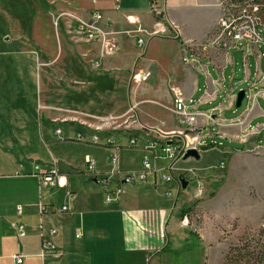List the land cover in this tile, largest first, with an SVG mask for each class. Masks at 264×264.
<instances>
[{"label": "crops", "instance_id": "obj_1", "mask_svg": "<svg viewBox=\"0 0 264 264\" xmlns=\"http://www.w3.org/2000/svg\"><path fill=\"white\" fill-rule=\"evenodd\" d=\"M66 1L70 9H66L65 4L60 2L55 5L60 16L65 18L63 19L69 31L76 27L78 18H87L90 12L97 8L118 32L116 36L122 48L134 44L136 47L139 46L137 38L135 41L132 40L126 31L138 27L151 31L156 27L157 21L151 11L149 0ZM60 4L62 7L58 8ZM157 4L165 11L163 18L167 23L175 26L173 39L176 40V44H180L188 50L189 55L197 58L195 62H186L188 65L175 74V82L181 95L187 103L198 111L210 114L211 118L199 117L196 131L193 132L179 121L177 115L169 112L163 114V110L155 107L156 114L154 113L153 120L143 122L155 124L157 127L164 123L167 131L170 129L181 134L182 141L197 140L201 155L202 152L211 149L237 154L243 151V148H247V143L253 142L258 147L257 138L260 137L262 138L260 141H264V128H256L250 133H240L248 130L252 124L254 127L264 124V50L260 48V44L264 45V42L256 47L248 48L244 45L234 48L228 57H225L222 51L196 50L190 43L204 41L214 31L221 14L220 0H157ZM128 17L136 23H130ZM42 33L43 40H47L48 36L52 38L50 32ZM140 34L139 38H147L146 34L144 36ZM87 43L92 50L94 49L92 46L98 48L96 43ZM97 51V59L93 62H98L99 65L106 58L113 56H102L99 49ZM237 67L239 68L236 70ZM237 71L242 73L241 78L237 77ZM228 80L229 92H225ZM243 83L250 86L249 92L247 91L249 93L247 107L239 115L226 120L224 114L236 108V94L231 92L239 90ZM151 92L152 97L156 99L168 103L172 101L163 84ZM221 93H224L222 102ZM80 105H84V102ZM181 106L178 104V108ZM202 106L206 108L201 110ZM38 107L40 119L38 133L42 145L35 146L32 143L33 125L28 126V123L33 122L32 117L26 114L8 119L0 116V264H14L13 255L18 252L25 256L23 264H177L174 253L175 246L179 245L176 242V235L171 239L170 228L176 230L178 227V219L174 220L172 225L171 220L178 207L180 192L178 191L174 198L171 190L173 186L162 183L158 174L149 172L144 182L126 184L138 189L139 194L123 197L127 193L123 185L120 197L107 203L106 191L115 189L117 181L110 179L106 187L99 183L98 179L109 174L110 153L105 157L100 156L99 159L92 158L95 160V169L90 173L85 158L91 155L84 153V158L81 159V154L70 148L72 145L90 144L109 150L110 147L106 146L103 140L95 144L88 139L92 133L97 132L95 126L104 123L102 114L78 112L75 115L70 113L67 108L71 107L64 101L39 103ZM233 112L235 111L232 110ZM171 120L176 126L170 125ZM71 123H76V127L72 129L73 133L66 134L65 131L63 135L64 129L71 130ZM212 125L218 126L219 130L215 133L207 132L208 127ZM58 127L62 129L60 136L55 134ZM135 127L134 132L128 134L120 132L118 143L121 169L127 172L139 171L142 159L149 156L159 172L162 167H158V159H162L163 156L159 155L163 152L157 154L158 146L155 152L148 150L146 138L161 142V135L154 132L152 136L148 134L146 136V129L138 125ZM147 128L153 131V128ZM78 132H82L85 139L77 140ZM99 133L103 136L105 132ZM48 134L54 137L49 139ZM129 134L138 137L137 145H128ZM226 139L231 143H238L241 149L234 150L225 146L223 140ZM44 147L45 150H42ZM132 149L147 152L138 160L139 165H133L124 159L123 151ZM253 151L250 150L248 153ZM188 159L176 161L175 173L183 174L182 168L188 166L182 164ZM168 165L169 161L166 167ZM211 167L213 165L196 167L195 172L197 170L201 181L214 174L216 169L210 170ZM52 169L66 178V185L40 186L38 175ZM93 185H98L99 189ZM160 185L163 186L162 199L149 194L150 189L156 190ZM168 191L171 192L170 196ZM195 191L194 187L192 192ZM172 196L173 198H169ZM225 199H228V196ZM41 204L46 205V212L40 211ZM64 204H68L70 209L63 211ZM19 206L22 207L21 212L18 211ZM16 223L25 226V236L18 235L14 226ZM207 227L205 225L204 229L207 230ZM52 229H57V232L50 236L49 231ZM196 236L199 243L205 241L204 244H207L206 237ZM188 239L191 241L190 238H184V241ZM172 240H175L173 247ZM47 241H51L53 245L46 246Z\"/></svg>", "mask_w": 264, "mask_h": 264}, {"label": "rangeland", "instance_id": "obj_2", "mask_svg": "<svg viewBox=\"0 0 264 264\" xmlns=\"http://www.w3.org/2000/svg\"><path fill=\"white\" fill-rule=\"evenodd\" d=\"M58 2L60 1L0 0V116L6 119L18 118L22 114L32 117V124L28 123V126L34 127L32 143L42 145L38 133L39 103L64 101L71 107L67 108L70 113L75 115L78 112L102 114L106 124L105 129H101L105 131L104 135L108 133L121 137L120 132H134L135 126L138 125L146 129V136H152L154 132L161 135L162 143L171 130L167 131L164 123L157 127L155 124L144 123L143 120H153L155 107L163 110V114L169 112L177 115L179 119L174 104L175 90L180 91L175 82V74L188 64L184 47L176 44L173 39L174 30H169L172 35L166 36L168 38L151 35L156 27L151 31L139 27L126 31L134 41L136 38L140 39L138 34L141 32L144 34L140 35L146 34L147 38H142L143 44L138 47L134 44L122 48L119 44V49L113 56L95 67L93 60L97 59V49H100V45L96 43L98 48L92 46V50L87 45L89 43L79 39L75 29L69 31L65 18L60 16L55 5ZM60 3L70 9L66 0ZM59 7H62V4ZM151 11L156 21L161 15L165 16V11L159 15L155 14L152 8ZM44 31L47 34L50 32L52 38L47 35L48 39L43 40ZM260 46L263 51L264 45ZM139 73H150V76L146 80L138 79L136 75ZM236 73L237 77H242V73ZM161 84L172 97L170 103L152 97L151 91ZM225 85V92H229V80ZM249 87V84L243 83L240 89L249 92ZM239 90L231 94H237ZM223 95L224 93H221V102ZM248 99L249 93L241 107L231 109L224 114V118L229 120L239 115L246 109ZM81 102H84V105L81 106ZM205 108L202 106L200 109ZM232 110L235 112L232 113ZM170 125L176 126L173 120ZM75 127L76 123H71V130L64 129L63 135L65 131L66 134H72ZM147 127L153 128V131ZM208 128L206 131L211 133L219 130L216 125ZM256 128H264V124L257 127L252 124L240 134L254 132ZM180 135L172 137L174 146L182 141ZM48 137L50 139L54 136L48 134ZM257 139L258 147L255 142L247 143V148L237 154L211 149L202 152L200 160L190 158L182 164L188 166L183 167L181 171L189 185L186 189L181 186L180 191L174 185L171 188L174 198L180 192L178 207L171 220L172 225L173 221L178 219V227L176 230L170 228L171 239L176 235L179 245L175 246L174 253L177 264H219L228 248L238 244L241 238L264 240V141L261 142L260 137ZM223 141L230 149H241L238 143H231L228 139ZM70 148L73 151L76 149L77 154H81V159L84 158V153L99 159L112 151L111 148L102 149L90 144L72 145ZM250 150L254 151L248 153ZM156 151L161 154L162 148L158 146ZM146 153L132 149L123 151V156L133 165H139L138 160ZM167 164L168 161L164 158L158 159V167H162L157 172L159 177L162 173L169 172L166 169ZM210 165H213L210 170L214 168L216 171L201 181L197 170L195 172L196 167ZM93 186L99 189L98 185ZM194 187L196 191L192 192ZM124 189L127 193L123 197L139 194V190L133 186L125 185ZM149 194L162 199L163 186H157L156 190L150 189ZM226 196L228 199H225ZM183 210L184 215H189L190 226L185 227L180 223L184 216H181ZM205 225L208 226L207 230L204 229ZM196 235L206 237L207 244H204L205 241L199 243ZM184 238H190L191 241H184ZM174 242L175 240H172L171 247Z\"/></svg>", "mask_w": 264, "mask_h": 264}, {"label": "built area", "instance_id": "obj_3", "mask_svg": "<svg viewBox=\"0 0 264 264\" xmlns=\"http://www.w3.org/2000/svg\"><path fill=\"white\" fill-rule=\"evenodd\" d=\"M149 1L151 8L153 9L155 14L159 15L160 13H162V10L157 4V0ZM220 9L221 14L217 20L214 31L204 41L190 43L191 47H194L196 50L202 51H222L225 54V57H228L230 56L232 49L234 48H239L244 45L248 48L256 47L258 44L264 42V23L261 17L256 13V5H251L250 3L234 5L228 4L226 0H220ZM128 21L132 24L136 23V21H133L130 17H128ZM156 23V28L151 33V35H160L166 37L170 36L173 33H171V31L169 33V30H173L175 26L172 24H168L165 18H163V15L157 18ZM74 29L76 33L87 42L97 43L98 45H100L99 52L102 56L115 54L119 49V40L116 36L118 32L114 30L112 24L109 21L105 20L103 14L97 8L93 9L87 18H78L76 27ZM138 44L140 46L143 44L142 38L138 40ZM185 51L186 61L195 62L197 58L195 56L189 55L187 49H185ZM94 64L95 67L99 65L98 62H94ZM149 76L150 73H148L147 75L145 73H139L136 75V78H143L144 80H146ZM174 102L176 104L177 112L179 113L180 122L186 124L190 131H196L199 117L211 118L210 114L198 111L192 105L187 103L186 99L182 97L181 92L177 89L175 90ZM178 104L182 105L181 108H178ZM112 119L114 120V117H112ZM102 122H104V120H102ZM104 124L105 122L103 124L96 125L95 131L97 132L92 133L88 139L95 144H98L103 140L106 146L112 149L109 156L111 165L109 174L100 178V180L98 179V182L106 187L108 186L110 179H115L117 181V187L115 189L106 191L105 201L107 203H110L114 200H117L123 193V185L134 184L141 181L144 182L147 179V174L149 172L157 174L158 170L154 167V164L149 156H145L142 159L141 170L130 172L122 170L120 167L119 157V137H115L114 134L108 133L102 136L99 132H103V130L101 129L103 128V126L106 127V124ZM55 134L60 136L62 134V129L60 127L56 128ZM167 135L168 136L164 138V141L162 143L158 140L147 137L146 148L154 152L157 146H160L162 148L163 153L159 156H163L162 158L169 161V165L166 167L169 172L162 173L159 177V180L162 183L172 184V186L174 185V187H177L180 191L181 178H183L184 176L183 174L175 173V163L176 161L182 159L187 149L196 148L200 150V144L199 142H197V140L188 142L180 141L176 146H174V143H172V137H178V135L180 134L171 131ZM76 139L83 140L85 139V135L83 136L82 132H78L76 134ZM137 142L138 137L136 135L129 134L128 145L135 146L137 145ZM85 161L88 165L89 172L93 173L95 169V160L89 156H86ZM38 177L41 187L57 185L63 186L67 183L66 178L59 175V173L55 169L41 172ZM168 194L170 196L171 192L168 191ZM69 195L71 196V194ZM21 209L22 207L19 206L18 211L21 212ZM69 209L70 207L68 204H64L62 206L63 211H67ZM40 211L46 212V205L41 204ZM180 223L185 227L190 226L189 215H184ZM14 226L19 236L26 235L25 226L22 223H16ZM56 232L57 229H52L49 231V234L50 236H53ZM45 245L52 246L53 244L51 241H47L45 242ZM24 258L25 256L22 253L18 252L14 254V264H23Z\"/></svg>", "mask_w": 264, "mask_h": 264}, {"label": "trees", "instance_id": "obj_4", "mask_svg": "<svg viewBox=\"0 0 264 264\" xmlns=\"http://www.w3.org/2000/svg\"><path fill=\"white\" fill-rule=\"evenodd\" d=\"M228 4L250 3L256 5V13L264 23V0H226ZM184 210L181 213L183 216ZM219 264H264V240L249 237L241 238L238 244L231 245Z\"/></svg>", "mask_w": 264, "mask_h": 264}, {"label": "water", "instance_id": "obj_5", "mask_svg": "<svg viewBox=\"0 0 264 264\" xmlns=\"http://www.w3.org/2000/svg\"><path fill=\"white\" fill-rule=\"evenodd\" d=\"M246 89H240L236 94V100H235V106L236 108L241 107L243 100L246 98ZM171 143V142H169ZM194 158L196 160H199L201 158V154L198 149L196 148H189L186 150L185 154L183 155L182 159L186 160L188 158ZM189 185V181H187L184 177L181 178V186L182 189H186Z\"/></svg>", "mask_w": 264, "mask_h": 264}, {"label": "bare ground", "instance_id": "obj_6", "mask_svg": "<svg viewBox=\"0 0 264 264\" xmlns=\"http://www.w3.org/2000/svg\"><path fill=\"white\" fill-rule=\"evenodd\" d=\"M27 228V227H26Z\"/></svg>", "mask_w": 264, "mask_h": 264}]
</instances>
